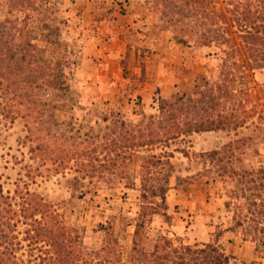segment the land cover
Segmentation results:
<instances>
[{
    "label": "rangeland",
    "instance_id": "rangeland-1",
    "mask_svg": "<svg viewBox=\"0 0 264 264\" xmlns=\"http://www.w3.org/2000/svg\"><path fill=\"white\" fill-rule=\"evenodd\" d=\"M8 1L0 0V24L9 20L25 28L30 40L45 49L48 61L62 64L70 89L66 96L56 97L55 109L42 111L40 123L28 124L33 128L29 135L19 115L9 120L7 112L11 109H5L0 95V186L11 208H16L20 194L34 193L53 205L62 221L76 230L85 251L98 252L104 244L116 241L125 252L131 247L141 205L140 164L150 155L163 154L168 158L162 165L149 169V184H162L163 177L170 174L166 195L169 218L160 214L151 217L145 228L148 238L155 240L160 234L172 233L184 244L214 242L231 258L230 264H264V232L256 234L252 242L255 234L234 228L232 219H244L245 208L255 199V193L241 194L231 179L219 177L216 168L198 156L241 139L246 141L228 164L248 172L264 169V112L260 120L257 116L245 119L243 128L236 131L191 134L162 147L139 149L126 161L122 173H105L101 179L96 178L92 167L80 169L75 164L80 150L88 155L109 129L111 121L104 122V117H119L138 125L147 119L145 116H158L155 110L131 119V113L141 104L140 99L128 97L127 87L122 95L133 101V106L130 102L119 104L113 89H118L120 81V73L114 78L120 69L116 60H122V64L154 60V66L164 63L163 68L170 62L172 68L176 67L177 80L175 88L170 86L169 97L192 91L202 78L215 81L223 58L221 51L213 45L197 47L187 36L174 31L152 7L153 0H34L36 10L12 12ZM165 71H159L162 79L154 74L159 90L175 79ZM251 74L253 77L240 80L237 88L251 87L253 79L258 87L252 97H247L248 102L253 104L256 99L264 108V80L257 73ZM47 99H51L50 94ZM167 160L172 169L164 164ZM226 203L231 204L229 210ZM253 212L255 216V208ZM23 230L24 226L17 224L19 264H32L38 253L22 241Z\"/></svg>",
    "mask_w": 264,
    "mask_h": 264
},
{
    "label": "trees",
    "instance_id": "trees-1",
    "mask_svg": "<svg viewBox=\"0 0 264 264\" xmlns=\"http://www.w3.org/2000/svg\"><path fill=\"white\" fill-rule=\"evenodd\" d=\"M152 7L160 11L169 27L197 47L218 48L223 56L220 68L215 81L202 78L190 92L159 99L158 116H145L147 119L138 125L119 117H104V122L111 121L107 132L88 155L80 150L74 158L80 169L92 167L97 179L105 173H122L126 161L139 149L162 147L191 134L236 131L243 128L245 119L257 116L260 120L264 112L256 99L253 104L248 102L247 97H252L258 87L253 79L251 87L237 88L240 80L253 77L251 73L264 80V0H153ZM8 9L27 11L36 7L34 0H9ZM44 53L45 49L30 40L25 28L9 20L0 24L1 102L5 109H11L7 112L10 121L19 116L24 119L28 135L33 133L28 124L40 123L42 111L55 109L56 97L70 91L62 64L48 61ZM12 112L14 115H10ZM245 141L236 139L198 156L213 165L219 177L231 179L241 194L255 193V199L245 208L244 219L232 218L234 228L255 234L250 239L255 242L256 234L264 232V169L248 172L228 164ZM167 158L163 154L150 155L140 164L141 205L131 247L125 252L116 241L104 244L98 252L85 251L79 234L62 221L53 205L26 191L17 196L19 202L13 210L0 186V264L21 261L17 224L24 226L22 241L38 253L32 264H230L231 258L214 242L184 244L172 233L160 234L155 240L148 238L145 228L151 217L160 214L169 218L166 195L170 174L163 177L162 184H149V169L161 166ZM164 164L172 169L168 160ZM230 206L226 203L225 208L229 210Z\"/></svg>",
    "mask_w": 264,
    "mask_h": 264
},
{
    "label": "crops",
    "instance_id": "crops-1",
    "mask_svg": "<svg viewBox=\"0 0 264 264\" xmlns=\"http://www.w3.org/2000/svg\"><path fill=\"white\" fill-rule=\"evenodd\" d=\"M154 60H129V62H123L122 60H116V63L119 64L120 69L119 72L114 74V70L111 71L110 75L114 74V78H118L117 74L120 73V81L118 82V89L115 90V94L118 95L119 104L127 105V102H130L133 106V101H127V99L123 98L122 89L127 87L129 89L128 97H134L140 99L141 106L136 108L135 112L131 113V119L135 120L139 116H142L146 113H155L157 111V104L159 99H165L169 95L170 86L175 88L177 80L175 74V68H172V64L167 65L166 68L164 63H162V67L160 65L154 66ZM164 61V60H158ZM165 69V73L167 72L173 74V84L164 87L163 90H159L158 87V79L164 78L163 75L159 74L160 69ZM127 70V71H126ZM108 72H106L107 75ZM158 75V79L155 78V75ZM122 75L124 77H122ZM171 81V78H168ZM175 82V83H174ZM157 91V92H155ZM130 106V105H129ZM131 106V107H132ZM130 107V108H131ZM135 107V106H134ZM220 132V131H217ZM210 133V132H205ZM218 150V149H215Z\"/></svg>",
    "mask_w": 264,
    "mask_h": 264
}]
</instances>
